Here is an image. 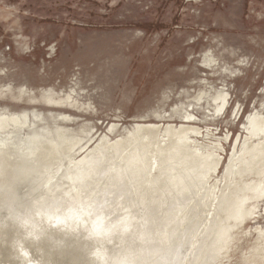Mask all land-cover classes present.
I'll return each instance as SVG.
<instances>
[{"label":"rangeland","instance_id":"rangeland-1","mask_svg":"<svg viewBox=\"0 0 264 264\" xmlns=\"http://www.w3.org/2000/svg\"><path fill=\"white\" fill-rule=\"evenodd\" d=\"M217 92L227 95L221 114ZM255 113L264 115V0H0V118H19L0 143L28 151L45 137L79 161L104 137L140 129L165 140L164 130L193 126L202 133L188 140L221 146L209 181L220 193ZM253 206L232 248L264 230V198Z\"/></svg>","mask_w":264,"mask_h":264},{"label":"clouds","instance_id":"clouds-1","mask_svg":"<svg viewBox=\"0 0 264 264\" xmlns=\"http://www.w3.org/2000/svg\"><path fill=\"white\" fill-rule=\"evenodd\" d=\"M194 208H207L199 192L122 158L3 166L0 264H205Z\"/></svg>","mask_w":264,"mask_h":264},{"label":"bare ground","instance_id":"bare-ground-1","mask_svg":"<svg viewBox=\"0 0 264 264\" xmlns=\"http://www.w3.org/2000/svg\"><path fill=\"white\" fill-rule=\"evenodd\" d=\"M202 94L196 98L197 102L202 100ZM226 98L227 95L222 92H217L216 96L212 97L217 106L214 110L217 114L223 112L227 104ZM18 119L0 118V133L9 127L10 122H17ZM184 120L193 122V117L186 115ZM244 127L247 135L241 145V154L235 155V152L224 171L225 177H231L227 181L233 179V182L226 185L220 193L214 191L209 181L221 166L222 158L219 156L221 146L215 142L207 145L196 140L192 142L188 140L190 134L199 137L198 134L202 133L199 128L193 126L181 129V132H177L175 128L164 130L167 136L165 140L160 136L145 135L140 129L128 131L126 136L116 138L114 142L113 139L104 137L79 160V163L83 167L93 163L96 158H122L141 169L149 179L159 178L164 171L173 182H179L199 192L200 199L206 200V209L202 208L199 211L193 209V215H203L205 211L207 213L204 217L208 224L203 246L205 264H232L231 253L234 249L239 253L235 264H264V230H257L256 234L252 233L250 237H240L242 241L232 248L236 234L243 230L246 220L254 213L253 203L264 198V184L261 181L264 175V143L259 142L256 148L250 147L255 140L264 137V115L253 114ZM115 129L116 126L113 125L110 133ZM34 130L36 131L33 129V132ZM211 136L207 134L205 137L209 139ZM37 137L40 136L30 139L28 151L15 149L16 147L11 144L0 143V167H22L32 161L43 165L51 158L60 156L57 146L51 141L45 137L36 139ZM228 139L229 137H226L225 140ZM69 147V143L64 145L66 153L70 151ZM90 156L93 159H89ZM250 191L256 192L252 198L248 196ZM238 218L242 219L241 223L234 225ZM248 238L251 241L246 245L244 243Z\"/></svg>","mask_w":264,"mask_h":264}]
</instances>
